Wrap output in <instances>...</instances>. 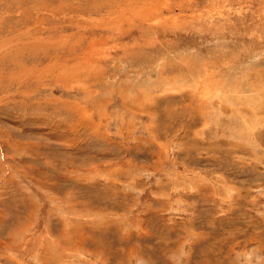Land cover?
Segmentation results:
<instances>
[{
  "label": "rangeland",
  "instance_id": "374dc122",
  "mask_svg": "<svg viewBox=\"0 0 264 264\" xmlns=\"http://www.w3.org/2000/svg\"><path fill=\"white\" fill-rule=\"evenodd\" d=\"M0 264H264V0H0Z\"/></svg>",
  "mask_w": 264,
  "mask_h": 264
}]
</instances>
